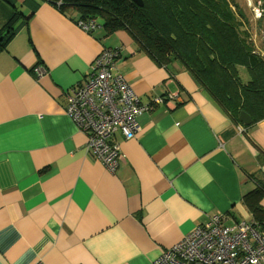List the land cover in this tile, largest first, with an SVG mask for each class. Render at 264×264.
<instances>
[{"label":"crops","instance_id":"obj_1","mask_svg":"<svg viewBox=\"0 0 264 264\" xmlns=\"http://www.w3.org/2000/svg\"><path fill=\"white\" fill-rule=\"evenodd\" d=\"M31 2L0 52V264H153L210 213L229 226L256 220L245 195L261 189L264 208V118L235 122L176 60L157 63L124 29L86 32L75 11ZM103 49L118 51L147 106L134 138L116 134L113 172L65 113Z\"/></svg>","mask_w":264,"mask_h":264},{"label":"trees","instance_id":"obj_2","mask_svg":"<svg viewBox=\"0 0 264 264\" xmlns=\"http://www.w3.org/2000/svg\"><path fill=\"white\" fill-rule=\"evenodd\" d=\"M41 2L64 15L75 11L77 20L97 19L107 33L124 29L159 64L176 60L235 122L240 111L252 123L264 118V59L254 51L235 0H142V6L133 0H34L36 6ZM27 4L33 6L31 0ZM8 18L0 23V52L28 15L10 11ZM239 67L245 69V81ZM262 195L255 189L245 201L253 199L254 220L264 232Z\"/></svg>","mask_w":264,"mask_h":264},{"label":"built area","instance_id":"obj_3","mask_svg":"<svg viewBox=\"0 0 264 264\" xmlns=\"http://www.w3.org/2000/svg\"><path fill=\"white\" fill-rule=\"evenodd\" d=\"M89 32L96 19L77 20ZM118 51L103 49L91 63L88 77L69 88L65 113L86 133L85 150L98 158L109 172L120 155L116 134L134 138L140 131L138 117L147 110L125 76L116 68ZM36 75L46 70L34 67ZM222 215L208 219L187 232L181 240L162 250L153 264H264V232L256 221L243 220L233 226L221 222Z\"/></svg>","mask_w":264,"mask_h":264},{"label":"rangeland","instance_id":"obj_4","mask_svg":"<svg viewBox=\"0 0 264 264\" xmlns=\"http://www.w3.org/2000/svg\"><path fill=\"white\" fill-rule=\"evenodd\" d=\"M235 1L236 4L240 7V12L243 13V17L241 18V20L243 21L245 25L244 28H246V30L248 31V34L250 35V38L254 44V51L260 54V56L264 59V0H235ZM28 2L29 0H21V1L13 0V2L7 4L3 1H0V23L5 22L7 19L8 21H11V18H8V13L10 11L12 12L17 11L23 13L24 8L26 7ZM232 7L233 6L231 5V8ZM240 12L237 15V17L240 15ZM94 60H95V56L92 62ZM238 73L241 80L245 81L247 79V74L244 68L239 67Z\"/></svg>","mask_w":264,"mask_h":264},{"label":"water","instance_id":"obj_5","mask_svg":"<svg viewBox=\"0 0 264 264\" xmlns=\"http://www.w3.org/2000/svg\"><path fill=\"white\" fill-rule=\"evenodd\" d=\"M136 4L142 6L143 2L142 0H133ZM239 120L242 124L244 125H249L252 122L251 117L249 116L248 113H246L245 111H240L239 113Z\"/></svg>","mask_w":264,"mask_h":264}]
</instances>
